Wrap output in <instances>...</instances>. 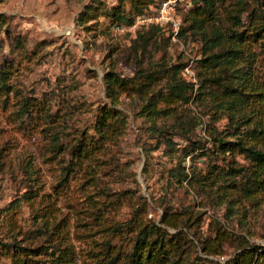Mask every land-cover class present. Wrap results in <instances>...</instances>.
<instances>
[{"label": "rangeland", "instance_id": "rangeland-1", "mask_svg": "<svg viewBox=\"0 0 264 264\" xmlns=\"http://www.w3.org/2000/svg\"><path fill=\"white\" fill-rule=\"evenodd\" d=\"M92 1L0 0V12L10 15L9 29L25 38L24 46L16 48L0 33V69L9 71L5 84L10 89L8 93L0 90V241L16 240L22 246L34 247L36 254L31 256L47 264L55 261L52 258L59 252L58 245H67L71 251L70 260L64 264H102L96 251L105 242L102 228L108 220L129 217L141 194L147 199V216L158 220L161 207L155 198L163 195L172 209L202 215L191 229L182 228L181 235L175 236L176 256L196 264H225L244 242L263 251L256 264H264V191L227 200L232 196L220 195L212 182L199 192L186 182H174L167 168L175 165L178 152L168 156L162 146H152L155 138L147 135L150 122L138 114L140 101L133 93H121L116 105L125 114L116 140H104L96 158L86 163L88 170L83 173L75 169L68 181L64 180L71 156L67 151H57V146L53 150L50 137L57 134L60 143H72L79 129L88 127L92 132L100 107L111 104L102 81L104 71L113 68L122 76L134 72L131 43L137 26L118 24L103 14L78 21L79 11ZM100 1L107 5L117 2ZM236 1H222L219 16L223 26L229 24L227 12L236 11ZM247 1L251 8L253 0ZM259 1L264 9V0ZM240 17L248 24L247 11ZM262 46L259 49L254 44L253 49L264 59ZM152 50L156 57L165 50L171 62L184 61L201 54V40L197 33L174 43L158 38ZM195 67L201 69L197 62ZM257 68L263 75L264 64L257 62ZM27 91L34 96L25 112L23 93ZM192 98L188 102L190 112L201 114V105ZM202 118L195 129L197 135H204L207 114ZM162 121L157 119V124ZM225 121L221 118L216 124L222 127ZM173 138L176 147L186 143L179 135ZM145 149L149 161L142 171ZM230 162L246 164L247 160L232 153H226L224 159L202 155L195 165L207 171L226 169ZM190 163L189 155L182 160L186 167ZM115 196L121 200L100 213L101 205ZM43 212L49 224L45 233L38 234L41 220L37 215ZM94 213L101 216L93 219ZM218 227L223 230L220 237ZM191 230L207 237L209 253H204ZM111 240L121 253L131 247L118 238ZM2 249L0 246V264H18L12 253Z\"/></svg>", "mask_w": 264, "mask_h": 264}, {"label": "trees", "instance_id": "trees-1", "mask_svg": "<svg viewBox=\"0 0 264 264\" xmlns=\"http://www.w3.org/2000/svg\"><path fill=\"white\" fill-rule=\"evenodd\" d=\"M125 1L128 3L127 7ZM159 1L117 0L116 3L107 5L104 1L93 0L79 11L77 20H87L97 14H103L118 24L131 25L138 17L150 13ZM222 1L192 0L190 7L180 10V41L189 38L193 33H197L201 40V54L198 57L190 55L184 61L178 59L171 62L165 50L155 56L152 47L157 44L158 38L173 42L166 25H136V35L131 43L134 72L129 76H122L113 68L104 71L102 81L111 104L100 107L91 126L92 132L88 127L79 129L72 143H60L57 134L50 137L53 150H56L57 146V151L70 153L72 163L65 165V181H68L70 172L75 169L78 172L83 170V173L88 170L86 163L96 158L104 140L114 137L116 140L125 120V114L116 105L120 102L121 93H133L138 97V102L140 101L138 114L144 115L150 122L147 135L155 138L152 146H162L168 156L178 152L175 165L167 168L168 175L174 182H186L196 192L209 188L212 182L216 184L215 189L220 195L225 198L229 194L232 196L227 200L240 196L250 197L256 192L264 191V74L261 75L257 68V62L262 65L264 59L257 57L260 52L253 49L254 44L258 45L259 49L264 44V9L259 0H253L254 5L251 8L247 0H237L236 11L227 12L229 24L223 26L219 16ZM243 11H247L248 24L241 20ZM9 27L10 15L0 12V33H4L16 48H22L25 38L20 33L11 32ZM190 58L193 59L196 81L191 80L183 70ZM196 62L201 69L195 67ZM7 72L9 71L0 69V90L8 93L9 85L5 84ZM211 86L212 90L209 88ZM33 96L28 91L23 93L25 112H28L30 98ZM191 98L201 105V114L190 112L188 102ZM203 114L208 116L203 127L204 135H197L195 129L203 122ZM159 118L163 121L157 124ZM221 118L226 121L222 127H218L216 122ZM175 134L186 140V143L176 147L177 143L173 138ZM145 150L142 171L146 170L149 161L147 149ZM226 153L242 155L247 163L230 162L227 163L226 169L221 167L207 171L195 165L198 156H221L224 159ZM188 155L192 163L186 167L182 160ZM104 192L108 195L107 191ZM139 196L142 199L133 205L129 217L110 218L103 226L105 242L96 251L100 262L196 264L176 256L178 244L175 236L181 235L182 228L191 229L194 221L201 220V213L172 209L163 195H158L155 200L161 207V214L159 219L155 220L147 216L146 197L142 194ZM120 198L115 196L109 203H103L100 213L113 208ZM44 212L37 215L41 220L38 234L45 233L48 228L49 221L45 219ZM99 216L101 214L94 213L93 219ZM170 227L176 230L170 232ZM191 231L200 242L204 253H209L207 237L197 236L195 230ZM216 232L217 237H220L223 230L218 227ZM111 238H118L131 247L121 253L112 245ZM0 246L2 250L12 253V258L18 264H47L31 256L36 254L33 253L36 251L34 247L22 246L16 240L0 241ZM57 248L59 252L52 258L55 261L50 264H64L70 260L71 251L67 245H58ZM40 252L42 251H37ZM261 254L263 251H258L256 245L243 242L225 264H256Z\"/></svg>", "mask_w": 264, "mask_h": 264}, {"label": "built area", "instance_id": "built-area-1", "mask_svg": "<svg viewBox=\"0 0 264 264\" xmlns=\"http://www.w3.org/2000/svg\"><path fill=\"white\" fill-rule=\"evenodd\" d=\"M192 5V0H160L150 13L138 17L130 26H136L142 23H160L168 27L170 39L173 42H180L179 29L181 18L179 12ZM193 59L184 65V72L193 81H196V75L193 69Z\"/></svg>", "mask_w": 264, "mask_h": 264}]
</instances>
